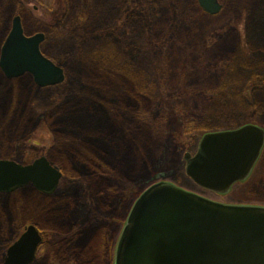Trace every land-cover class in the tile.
Masks as SVG:
<instances>
[{"label":"rangeland","instance_id":"obj_1","mask_svg":"<svg viewBox=\"0 0 264 264\" xmlns=\"http://www.w3.org/2000/svg\"><path fill=\"white\" fill-rule=\"evenodd\" d=\"M219 1L210 14L198 0H0V46L21 11L26 33L45 31L43 53L65 69L47 87L0 74V158L45 156L63 175L56 195L31 184L0 194V264L3 240L44 208L47 225L75 236L34 264H114L134 201L159 181L264 206V151L226 193L185 170L205 133L264 126V0Z\"/></svg>","mask_w":264,"mask_h":264},{"label":"water","instance_id":"obj_2","mask_svg":"<svg viewBox=\"0 0 264 264\" xmlns=\"http://www.w3.org/2000/svg\"><path fill=\"white\" fill-rule=\"evenodd\" d=\"M198 2L210 14L222 9L219 0ZM44 38L43 32L25 35L16 16L1 50L5 74L30 73L40 87L63 82L65 70L41 51ZM263 147L264 128L255 123L210 131L194 154L185 152V170L199 186L226 193L249 177ZM62 176L45 156L28 165L0 160V192L32 182L52 193ZM41 240L36 226H28L9 247L4 264L33 263ZM114 264H264V206L224 203L156 182L134 201L117 241Z\"/></svg>","mask_w":264,"mask_h":264},{"label":"flooded vegetation","instance_id":"obj_3","mask_svg":"<svg viewBox=\"0 0 264 264\" xmlns=\"http://www.w3.org/2000/svg\"><path fill=\"white\" fill-rule=\"evenodd\" d=\"M16 16H20V19H21V24H22V26H23V29H24V34L25 35H32V34H28V33H26V31H25V28H24V24H23V17H22V13H21V11H18V12H16L14 15H13V17H12V20H11V26H10V29H9V31L6 33V36H5V38H4V40H3V42H2V44H1V46H0V58H1V50H2V46H3V44H4V42L6 41V39H7V37H8V35H9V33H10V31H11V29H12V25H13V20H14V18L16 17ZM37 32H43L44 33V35H45V38H44V40L42 41V43L45 41V39H46V32L45 31H35L34 33H37ZM33 33V34H34ZM42 43H41V45H40V48H41V46H42ZM41 51H42V49H41ZM43 52V51H42ZM0 74L2 75V76H4V78H5V80L7 81V82H12L13 80L15 81H22V80H26V75L29 77V78H31L32 79V81H34V79H33V76L30 74V73H24L23 75H21V76H18V77H9V76H7L6 74H5V72L3 71V69H2V67L0 66ZM40 87V86H39ZM263 152V151H262ZM261 156H262V153H261V155H260V158H261ZM259 158V159H260ZM1 159H7V160H14V161H16L17 163H21V164H23V165H26V164H24V163H22L21 161H18V160H15V159H13V158H0V160ZM259 161V160H258ZM258 163V162H257ZM32 185V189L33 190H35V191H37L39 194H41V195H44V196H46V195H56L57 194V189L54 191V192H52V193H46V192H43V191H40L39 189H37L32 183H29V185ZM28 185V184H27ZM26 186V185H25ZM25 186H23V187H20V188H18V189H21V188H24ZM59 186V185H58ZM58 188V187H57ZM18 189H16V190H18ZM16 190H14L13 192H15ZM13 192H0V194H10V195H13L14 193ZM22 191H20V192H18V193H21ZM14 195H19V194H14ZM60 197L62 196V195H59ZM104 200H106L105 198H103V202H104ZM104 203H109V201L107 202V201H105ZM23 210H26V206L23 208ZM58 211H59V209H58ZM46 216H47V214H46V210H45V208H44V210L40 213V217H39V219L38 220H36V219H28L27 220V222H26V224H24V227H23V230L21 231V232H11V234H10V237L9 238H5L4 240H3V244L5 245V255H4V259H3V263L2 264H4L5 263V258H6V256H7V252H8V249H9V247L11 246V245H13L20 237H21V235L26 231V229H27V227L28 226H30V225H35L36 226V228L38 229V231H39V234H40V236H41V243H40V246H39V248H38V252H37V256H36V258H35V260H34V262L32 263V264H34L35 262H36V259H37V257H38V255H39V251L41 250V248H46V246L48 245V244H52V245H55V246H59V247H61V250H62V248H63V243H64V241H65V239H68L69 240V242H70V239H73L74 238V236L72 235H70V233L67 231V232H64L63 231V226L60 224V226H58V225H56L55 227H51V226H49V225H47V218H46ZM109 219V218H108ZM2 222V221H1ZM76 223H77V221H76ZM49 231V232H48ZM58 255H59V257H60V259L61 258H64L63 257V253L62 252H59L58 253Z\"/></svg>","mask_w":264,"mask_h":264},{"label":"trees","instance_id":"obj_4","mask_svg":"<svg viewBox=\"0 0 264 264\" xmlns=\"http://www.w3.org/2000/svg\"><path fill=\"white\" fill-rule=\"evenodd\" d=\"M27 78H29V77H27ZM30 79H31V78H30ZM31 81H32V80H31ZM32 83H33V81H32ZM33 86H35L34 83H33ZM26 88H29V87L27 86ZM59 130H60V129H59ZM68 135H69V136H68L69 139L73 136L72 133H68ZM94 151H96V153H97V149H96L95 147L92 148V150H91V152H93L91 156H94ZM91 152H90V153H91ZM74 156H75V155H74ZM84 160H85L84 162H87V163H89L88 160H89L90 162H91V161L93 162V157H89V156H88V159L86 158V159H84ZM80 162H81V161H80ZM70 235H71V233H70ZM72 235L75 236L74 234H72ZM72 235H71V236H72ZM63 246H64V244H63Z\"/></svg>","mask_w":264,"mask_h":264}]
</instances>
